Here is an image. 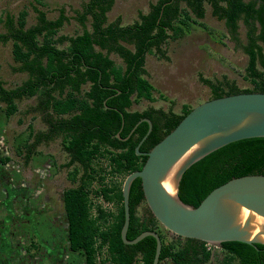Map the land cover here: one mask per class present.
<instances>
[{"label": "trees", "instance_id": "1", "mask_svg": "<svg viewBox=\"0 0 264 264\" xmlns=\"http://www.w3.org/2000/svg\"><path fill=\"white\" fill-rule=\"evenodd\" d=\"M114 2L82 0L81 8L75 9L72 16L82 31L71 36L58 34L70 20L64 6L58 8L56 18L49 19L44 9L32 4L36 22L27 28L25 11L16 17L6 12L1 20L5 31L0 33V41H12V55L17 63L12 69L25 72L27 78L8 89L0 77V102L5 104V113L10 116L18 110L17 101L35 96V103L26 113L38 114L46 125L45 130L35 132L29 125L28 141L23 145L24 163H29L39 144L60 137L69 156L62 166L76 165L68 174L72 182L78 183L62 192L69 249L83 256L76 264H152L154 237L145 236L135 244H126L121 239L123 183H104L105 177L93 167L95 159L105 156L110 165L108 173L121 174L125 179L146 160L145 155L136 153L135 147L148 129L147 122H140L127 139H122L135 123L144 117L152 122L150 133L139 146L140 151H148L192 108L182 104L180 112L172 107L130 110L140 99H156L154 86L146 78L147 53L167 59L163 45L183 34L189 21L212 34V29L200 20L207 3L211 14L223 20L236 48L246 54L245 77L250 83V87L239 88L225 75L215 79L200 76V81L209 88L208 99L239 92H264V0H157L150 3L146 13L139 12L138 18L127 25H121L119 17L108 21L107 13ZM239 22L245 27V43L239 38ZM111 53L122 64L115 63ZM159 98L164 95L160 93ZM79 169L82 174L77 178ZM246 174H264V136L230 142L195 161L181 176L178 196L183 203L195 207L213 188ZM95 179L101 184L92 190ZM90 194H100L104 200L119 204L112 222L106 224L107 214L99 205L96 217L92 215ZM142 202L145 199L141 179L137 177L129 189L128 239L142 231L155 230L162 241L159 263L170 260L173 264H211L212 254L206 242L180 236L182 241L177 244L166 241L150 209L138 213ZM103 224L107 226L102 228ZM104 247L106 254L98 261L97 255ZM219 247L225 257L218 264H264V244L225 241Z\"/></svg>", "mask_w": 264, "mask_h": 264}, {"label": "rangeland", "instance_id": "2", "mask_svg": "<svg viewBox=\"0 0 264 264\" xmlns=\"http://www.w3.org/2000/svg\"><path fill=\"white\" fill-rule=\"evenodd\" d=\"M156 1L115 0L112 9L107 13V19L110 22L119 17L120 24L132 23L138 18L139 12L146 13L150 3ZM34 3L46 11L49 19L56 18L58 8L64 6L70 20L58 30V34L71 36L81 33L82 26L72 16L75 9L81 8L82 0H0V33L5 31L1 20L6 12H11L16 17L20 11H25L27 14L25 27L35 24V13L31 7ZM200 20L212 29V34L201 25L189 21V26L183 34L168 39L163 45L167 59L155 53L146 55L144 64L146 77L154 86L153 95L156 99L155 101L140 99L132 104L130 110L142 111L148 107L167 110L172 107L173 111L180 112L182 104L194 106L205 101L210 97V91L200 81V76L215 79L225 75L228 79L234 80L239 88L250 87L245 77L247 56L241 49L236 48L223 20H218L211 14V7L207 3L205 15ZM239 38L241 43H245V27L242 22H239ZM110 57L115 63L122 64L115 53H111ZM16 65L12 55V41L6 43L0 41V77L8 89L27 78L25 72H16L12 69ZM160 93L164 98H159ZM35 101V96L17 101L18 110L10 116L5 113V104L0 102V149L5 157L11 160H6L10 161L9 165H5L6 161H1L0 171L3 170L2 176L12 185L9 184L10 188L13 187L17 191L14 195H7L5 193V189L9 187L7 182L4 180L5 185L0 181V264H76L83 260V256L69 249L67 219L62 201V191L78 183L72 182L68 174L76 165L67 168L62 166L68 161L69 156L61 145L60 137L39 144L28 164L23 160V145L26 140L28 141L29 125L34 132L46 129L38 114L26 113L27 108ZM93 167L99 169L98 173L105 177L103 182L108 185L124 181L121 174L108 173L110 165L105 156L95 159ZM81 174L82 171L79 169L77 178ZM100 184L99 179H95L91 185L92 190H96ZM1 186L4 187L3 190ZM90 198L91 213L96 217L97 206L102 208L107 201L100 194H90ZM118 207L119 204L114 200L105 205L106 224L112 222ZM7 208L14 217L5 216L4 211L7 212ZM147 208L146 202H142L137 211L142 214ZM27 213L30 215L27 216ZM8 216L11 217L10 220H7ZM8 221L10 223L6 228ZM106 224H103L102 228L106 227ZM158 228L166 241L173 244L182 241L160 223ZM105 250L104 247L97 255L98 261L105 256ZM209 250L212 254L209 263L222 262L225 253L219 245H212ZM159 264L173 263L164 260Z\"/></svg>", "mask_w": 264, "mask_h": 264}, {"label": "water", "instance_id": "3", "mask_svg": "<svg viewBox=\"0 0 264 264\" xmlns=\"http://www.w3.org/2000/svg\"><path fill=\"white\" fill-rule=\"evenodd\" d=\"M142 121L148 129L135 147L146 160L130 172L122 184L124 221L120 231L126 244H135L145 236L156 240L152 264H159L162 241L157 231L145 230L127 238L130 221L129 189L135 178L141 179L145 202L158 222L171 233L195 238L212 245L225 241L264 244V174L233 177L213 188L197 206L181 201L178 186L184 171L195 161L230 142L264 136V92H239L202 101L190 109L179 123L150 150L139 146L152 129V122ZM119 136V133H117ZM170 175L173 193L164 187Z\"/></svg>", "mask_w": 264, "mask_h": 264}, {"label": "crops", "instance_id": "4", "mask_svg": "<svg viewBox=\"0 0 264 264\" xmlns=\"http://www.w3.org/2000/svg\"><path fill=\"white\" fill-rule=\"evenodd\" d=\"M130 24V23H129ZM121 25H123V24H121ZM127 25V24H126ZM148 54V53H147ZM146 54V55H147ZM145 59H146V56H145ZM145 67V66H144ZM146 69V68H145ZM147 78V77H146ZM0 151H1V149H0ZM0 153H2V155L0 156V162L1 161H3V162H5L6 160H10L9 158H7V157H5V155L3 154V152L1 151ZM5 158V159H4ZM11 161V160H10ZM10 161H6L5 162V165H9L8 164V162H10ZM0 169H1V167H0ZM3 170H1L0 171V181L2 182H4V180H6V182H7V186H9L8 187V189H5V193L7 194V195H9V196H11V195H14L15 194V192H17L16 191V189H13V187H11L10 188V183H9V181H8V179L7 178H5V177H3L2 175H3ZM11 176L13 177V174L11 173ZM6 182H4L3 184H5L6 185ZM1 184V183H0ZM10 184V185H9ZM12 186V185H11ZM6 188V187H5ZM1 189L3 190L4 189V187L3 186H1ZM4 192V191H3ZM8 209V211L6 212V211H4V214H5V216L6 215H10V216H12V217H14L13 216V213L9 210V208H7ZM31 213V212H30ZM27 216L28 215H30L29 213H27L26 214ZM10 216H8L9 218H7V220H10L11 219V217ZM10 223V221H8V223H7V227L6 228H8V224ZM8 237V236H7ZM9 238V237H8ZM1 263V262H0ZM3 264V263H2Z\"/></svg>", "mask_w": 264, "mask_h": 264}, {"label": "bare ground", "instance_id": "5", "mask_svg": "<svg viewBox=\"0 0 264 264\" xmlns=\"http://www.w3.org/2000/svg\"><path fill=\"white\" fill-rule=\"evenodd\" d=\"M163 185L170 194L173 193V188L170 184V175L166 178Z\"/></svg>", "mask_w": 264, "mask_h": 264}, {"label": "built area", "instance_id": "6", "mask_svg": "<svg viewBox=\"0 0 264 264\" xmlns=\"http://www.w3.org/2000/svg\"><path fill=\"white\" fill-rule=\"evenodd\" d=\"M108 204H110V201H107V202L105 203V205H108ZM105 205L102 206V209H104V211H106ZM107 212H108V211H107ZM211 246H212V244L206 243V248H207V249H210Z\"/></svg>", "mask_w": 264, "mask_h": 264}, {"label": "flooded vegetation", "instance_id": "7", "mask_svg": "<svg viewBox=\"0 0 264 264\" xmlns=\"http://www.w3.org/2000/svg\"><path fill=\"white\" fill-rule=\"evenodd\" d=\"M63 191H64V190H63ZM63 191H62V192H63Z\"/></svg>", "mask_w": 264, "mask_h": 264}]
</instances>
